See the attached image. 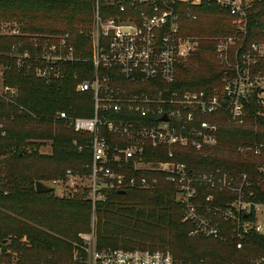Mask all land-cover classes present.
I'll return each mask as SVG.
<instances>
[{
    "label": "trees",
    "instance_id": "1",
    "mask_svg": "<svg viewBox=\"0 0 264 264\" xmlns=\"http://www.w3.org/2000/svg\"><path fill=\"white\" fill-rule=\"evenodd\" d=\"M100 3L102 18L119 16L117 6H107V0ZM242 3L248 16L247 34L238 46L246 51L252 44L264 45V0ZM95 4L96 0H0V29L4 24L14 26L10 35L0 34L1 80L19 93L13 103L0 98V264H85L87 252L78 234H72L88 226L90 229L92 215L96 217L99 250H162L181 262L208 264H252L264 257L262 235L252 234L242 250L227 236L221 240L189 236L192 225L184 222L176 188L164 175H158L155 189L107 192L106 201L99 203L95 212L84 189L68 198H58L56 190L36 192L37 182L63 178L67 169L88 173L85 168L91 152L86 147L79 151V147L86 146L90 136L76 133L58 120L57 114L92 117L93 95L75 90L78 81L86 78L83 64L69 65L70 75L50 84L34 73L19 70L14 53L28 50L36 58L68 36L76 56L89 58ZM184 9L181 35L197 38L199 47L177 65L176 82L164 86L181 93H212L221 89L225 69L215 58L213 41L236 34L234 18L216 5ZM188 13L197 15V20L192 21ZM31 64L37 63L34 60ZM87 67L92 68L90 64ZM258 69L264 71V57ZM248 114L244 126L229 125L225 117L220 120L215 148H174L175 161L186 163L195 172L220 168L234 175L248 173L257 201H264V173L260 169L264 161L257 157L245 159L235 151L243 144H264V114L254 97ZM47 142L52 143L50 155L40 152ZM166 150L159 157L150 154L148 160H166ZM203 190L216 196L217 204L233 198L227 193Z\"/></svg>",
    "mask_w": 264,
    "mask_h": 264
},
{
    "label": "built area",
    "instance_id": "2",
    "mask_svg": "<svg viewBox=\"0 0 264 264\" xmlns=\"http://www.w3.org/2000/svg\"><path fill=\"white\" fill-rule=\"evenodd\" d=\"M204 4L229 12L237 29L236 34L213 41L215 58L225 68L221 89L212 93L170 91L164 85L176 82L177 65L199 47L197 38L181 35V12ZM106 5L117 6L119 16L102 18V4L96 0L89 58L76 56L68 36L36 58L28 50L14 53L19 70L52 83L70 75L69 65H84L86 78L78 81L75 90L92 93L94 115L59 112L57 118L76 133L90 136L79 151L90 150L91 161L85 168L87 174L68 169L55 184L71 192L88 191L95 212L106 201L107 192L155 189L158 175H164L176 188L184 222L192 225L189 236L219 240L227 236L242 250L252 234L264 236V201H257L248 173L234 175L220 168L195 172L175 161L174 150L217 147L220 120L225 117L229 125L244 126L253 97L264 114V71L258 69L261 47L252 44L241 51L238 46L247 34L242 0H107ZM188 17L197 20V15L188 13ZM34 60L37 64L33 66ZM17 97L18 90L4 86L1 80L0 98L13 103ZM164 148L168 149L166 160H148L150 154L163 155ZM235 151L245 159L264 161V144H243ZM260 169L264 173V163ZM204 188L233 198L217 204L216 196L203 193ZM80 237L87 252L85 264H208L181 262L159 250H99L94 227ZM252 264H264V257Z\"/></svg>",
    "mask_w": 264,
    "mask_h": 264
},
{
    "label": "rangeland",
    "instance_id": "3",
    "mask_svg": "<svg viewBox=\"0 0 264 264\" xmlns=\"http://www.w3.org/2000/svg\"><path fill=\"white\" fill-rule=\"evenodd\" d=\"M14 26H12L11 24H4V25H2V27H1V29H0V34H2V35H10L11 33H13V28ZM214 39V38H213ZM212 39V40H213ZM261 50H262V54L264 55V45H263V47H261ZM0 72H2V69L0 68ZM0 81H1V73H0ZM1 129V128H0ZM52 143L51 142H47L46 143V145L45 146H43L42 148H41V150H40V152L42 153V154H52ZM68 170V169H67ZM66 170V171H67ZM43 183H45L46 185H48V186H50V187H52V188H54V190L56 189V196L58 197V198H68L70 195H72V194H74V192L75 191H72L71 192V190H69L68 188H66V186H63L62 184H55V180H53V181H47V182H43ZM89 222H91L90 223V229H88V227H86V229H84L85 231H81L82 229H79V232H78V230L74 233V234H72V235H75V234H78L77 235V238H79V240H81V235L82 234H89V233H91V231H92V229H93V227H95V225H96V217H94L93 215L90 217V221ZM72 223H75V222H72ZM79 227V226H78ZM77 227V228H78ZM77 228H75V229H77ZM68 241H70V242H74L73 240L71 241V240H69V239H67ZM159 251H162V250H159Z\"/></svg>",
    "mask_w": 264,
    "mask_h": 264
},
{
    "label": "water",
    "instance_id": "4",
    "mask_svg": "<svg viewBox=\"0 0 264 264\" xmlns=\"http://www.w3.org/2000/svg\"><path fill=\"white\" fill-rule=\"evenodd\" d=\"M50 84H52V82H49ZM54 189L48 185H46L45 183L43 182H37L36 183V192L39 193V194H42V193H50L52 192ZM122 194H124L125 192H120Z\"/></svg>",
    "mask_w": 264,
    "mask_h": 264
},
{
    "label": "crops",
    "instance_id": "5",
    "mask_svg": "<svg viewBox=\"0 0 264 264\" xmlns=\"http://www.w3.org/2000/svg\"><path fill=\"white\" fill-rule=\"evenodd\" d=\"M260 47H263V46H260ZM261 57H264V55L262 54V50H261ZM19 95V93H18ZM66 173V172H65ZM54 189V188H53ZM56 190V189H55Z\"/></svg>",
    "mask_w": 264,
    "mask_h": 264
}]
</instances>
